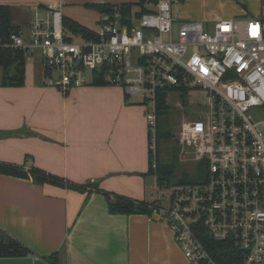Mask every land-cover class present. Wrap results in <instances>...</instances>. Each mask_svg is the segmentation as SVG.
<instances>
[{
    "label": "built area",
    "instance_id": "2783aa9c",
    "mask_svg": "<svg viewBox=\"0 0 264 264\" xmlns=\"http://www.w3.org/2000/svg\"><path fill=\"white\" fill-rule=\"evenodd\" d=\"M184 1L147 0L128 12L114 6L93 35L69 38L60 5L36 8L26 27L5 32L0 20V54L37 60L46 85L62 93L98 79L139 98L153 171L159 95L181 110L185 93H202L205 108L191 110L175 133L179 161L195 164L199 179L167 187L164 203L148 208L187 264H216L200 240L206 233L241 253V264H264V0L256 18L220 21L212 34L199 22L175 33L172 7Z\"/></svg>",
    "mask_w": 264,
    "mask_h": 264
},
{
    "label": "crops",
    "instance_id": "0c3cea01",
    "mask_svg": "<svg viewBox=\"0 0 264 264\" xmlns=\"http://www.w3.org/2000/svg\"><path fill=\"white\" fill-rule=\"evenodd\" d=\"M239 1L245 9L256 2ZM191 2L173 6L174 23L194 18L185 11ZM136 3L0 0V9L9 11L12 25L26 27L34 9L60 5L62 19L90 29L100 16L90 6ZM24 68L21 86H3L0 71V164L28 176L0 174V236L19 243L28 257L56 253L57 264H187L164 222L153 214L112 215L95 190L155 202L147 199L149 177L155 186L156 179L149 173L143 102L105 85L62 93L46 85L37 60ZM32 169L61 179L64 187L35 183Z\"/></svg>",
    "mask_w": 264,
    "mask_h": 264
},
{
    "label": "trees",
    "instance_id": "16d2710c",
    "mask_svg": "<svg viewBox=\"0 0 264 264\" xmlns=\"http://www.w3.org/2000/svg\"><path fill=\"white\" fill-rule=\"evenodd\" d=\"M147 0H138L136 4H124L118 5L123 9L124 12H128L134 6H141L143 2ZM156 2V0H148ZM115 6V5H114ZM113 5H93L89 8L96 9L100 14L110 12ZM0 20L2 28L5 32L16 30L15 26L10 23L9 11L6 9H0ZM63 31L67 38L72 36L89 37L93 35V30L87 29L78 23L62 19ZM24 57L23 54L6 51L0 54V69L2 71V85L21 86L24 81ZM13 70V71H12ZM93 86L104 85L102 81L95 79L92 83ZM160 98L157 102L158 111V129H159V116L161 113L169 112V109L164 106L163 100ZM159 131V130H158ZM160 138L159 132H157V143ZM160 160L157 157V168L155 171L151 169L149 160V173L156 179L157 186H164L165 179L159 175ZM0 174L8 175L19 178H27L28 176L16 166L0 164ZM30 176L33 181L37 184H51L59 187H64V182L61 179H57L50 175L45 174L42 171L32 169ZM170 184H168L169 186ZM72 189L82 191V188L70 187ZM95 188V187H94ZM96 192H100L104 195L108 204V211L112 215L123 214V215H150L151 210L148 207H156V202L146 203L142 201L132 200L127 197L111 195L104 193L99 189H95ZM111 197L113 199H111ZM205 234V232H204ZM202 244L209 252L212 259L216 264H241L242 255L238 251L232 249L229 245L224 243H218L213 241L206 233L201 239ZM30 253L24 249L19 243L14 242L8 238L0 240V258H24L28 257ZM57 254L50 255L49 257H43V260L49 264H57Z\"/></svg>",
    "mask_w": 264,
    "mask_h": 264
},
{
    "label": "rangeland",
    "instance_id": "374dc122",
    "mask_svg": "<svg viewBox=\"0 0 264 264\" xmlns=\"http://www.w3.org/2000/svg\"><path fill=\"white\" fill-rule=\"evenodd\" d=\"M185 2H180L179 5ZM242 5L243 3L239 0H192L190 7L185 11H188L195 19H181L179 22L174 23L173 29L176 33L182 23L199 22L204 25L208 33L212 34L214 24L219 21L216 20L217 18L235 21L252 20L259 15L262 8L260 0H256L253 7L249 9H245ZM172 13L174 15V7H172ZM89 27L92 30L97 29L95 23L90 24ZM164 40H167L166 36ZM170 101L172 103L171 106H167L169 112L161 113L159 116L158 132L160 138L157 143V157L160 160L159 175L165 179V184L161 187L157 186V184L155 186L153 177H149L152 183L147 190V199L155 201L157 205L164 203V199L161 202L160 199L165 196L167 187L183 182H194L199 179L195 175L198 170L195 164H184L179 161L180 145L175 133L178 125L185 121L186 118H190L191 110L200 112L205 108L204 95L199 92L193 94L185 93L180 100L183 103L182 106L184 105L181 110L175 107L176 100L174 98ZM168 184L170 185L168 186ZM4 238L0 236V240Z\"/></svg>",
    "mask_w": 264,
    "mask_h": 264
},
{
    "label": "water",
    "instance_id": "95a60500",
    "mask_svg": "<svg viewBox=\"0 0 264 264\" xmlns=\"http://www.w3.org/2000/svg\"><path fill=\"white\" fill-rule=\"evenodd\" d=\"M0 264H47L41 258L24 257V258H0Z\"/></svg>",
    "mask_w": 264,
    "mask_h": 264
}]
</instances>
